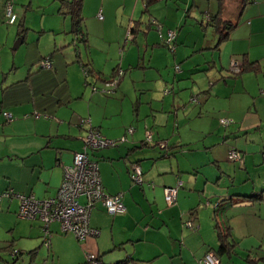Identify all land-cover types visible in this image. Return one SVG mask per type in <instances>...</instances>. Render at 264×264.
Listing matches in <instances>:
<instances>
[{"label":"crops","instance_id":"1","mask_svg":"<svg viewBox=\"0 0 264 264\" xmlns=\"http://www.w3.org/2000/svg\"><path fill=\"white\" fill-rule=\"evenodd\" d=\"M82 15L88 16L82 69L98 83L123 69L115 94L92 90L88 78L84 86L76 85L63 49L70 38L61 47L56 38L52 51L61 49L59 67L65 70L71 102L48 117H34L31 103L12 105L5 108L13 115L7 122L1 113L2 89L35 71L43 55L40 50L28 55L27 74L10 84L5 71L10 56L0 58V260L9 255L12 264L23 259L89 264L90 252L104 264H198L205 253L216 251L220 264H264V0L244 7L239 0H225L223 20L235 26L219 46L218 32L211 40L196 29L191 32L174 4H154L145 12L142 0H84ZM150 17L177 30L174 50L153 28L146 32ZM66 24L58 32L73 34ZM135 24L136 33L129 37ZM13 60L11 68H17L15 54ZM223 118L231 123L223 125ZM90 127L110 140L127 137L90 154L105 191L122 193L127 212L113 215L96 203L90 225L100 233L85 241L63 233L54 222L47 252L40 240L42 223L20 218L18 198L4 194L55 197L63 169L84 150ZM148 134L151 140L145 142ZM232 149L236 161L228 158ZM135 163L143 170L142 185L131 178ZM180 181L176 202L168 206L165 190ZM219 228L229 230L227 249L221 252Z\"/></svg>","mask_w":264,"mask_h":264},{"label":"built area","instance_id":"2","mask_svg":"<svg viewBox=\"0 0 264 264\" xmlns=\"http://www.w3.org/2000/svg\"><path fill=\"white\" fill-rule=\"evenodd\" d=\"M7 15L10 17V23H14L16 15L12 12V4L7 5ZM103 18L102 14H99ZM160 30V29H159ZM162 36L161 31L159 32ZM176 39L174 30L167 31L166 44L172 45ZM48 66V64H47ZM233 67H238V62L233 61ZM176 71H180V66L176 65ZM238 71V70H237ZM239 72V71H238ZM119 76L123 75V70H119ZM118 79L106 82V93L114 92L117 87ZM93 90H98L94 87ZM3 116L7 120L13 118L12 113L4 111ZM223 125L231 123L230 119H221ZM90 119H81V123H89ZM134 129L130 128L129 133H133ZM147 139L151 140V134L147 135ZM122 138L121 141H124ZM84 150L74 154L71 165L65 166L63 169V180L59 191L55 197L39 200L33 195H25L14 193L12 190L6 192L5 196H16L20 202L18 215L20 218L28 220H38L42 223V229L45 233L44 244L50 247L51 231L50 226L54 222L60 224L63 233H72L78 241H85L89 238L99 236L100 231L92 228L90 225V215L96 203L100 202L110 214H124L127 207L123 201V194H108L102 184L98 162L90 158V151L115 146L119 141L110 140L104 137L101 132L90 127L88 134L83 138ZM238 153L235 149L229 152V160H238ZM131 178L136 184H142L143 170L142 167L135 163L131 168ZM182 182H178L176 187H168L165 190V199L168 206L175 204L177 192ZM84 200L82 202L81 200ZM187 226L193 228L192 222H187ZM17 254V250H13ZM87 261L89 264H102L99 256L93 253H87ZM199 264H220V258L214 251H208L200 260Z\"/></svg>","mask_w":264,"mask_h":264},{"label":"rangeland","instance_id":"3","mask_svg":"<svg viewBox=\"0 0 264 264\" xmlns=\"http://www.w3.org/2000/svg\"><path fill=\"white\" fill-rule=\"evenodd\" d=\"M6 1L7 0H0V58L3 57L5 59V57L10 56L9 61L11 63L9 66L5 68L6 69L5 71L7 70L9 71L6 72L8 73V75L6 76L7 77L6 82L10 84L25 77V75L28 72V64H27L28 55L32 57L34 54H37V51L40 50L41 55L46 56L52 51V49H54V45H55L54 42L56 38L59 42L60 45L59 47H61L63 42H65L66 38H70V40H68L67 43L63 44L64 54L68 57V59L72 63V65L69 67L70 68L69 72L70 74L72 72V75L74 72L76 78L73 80V82L76 85L80 84L81 82L82 86H84L86 83V75H85L86 73L84 69H82V63L84 62L82 57V51L86 52L88 48L85 47L80 37H76L75 34H70V33L66 34V32H61V33L58 32V28L60 29L63 23H65V21L67 23L66 25L68 29H71V24H72V18L69 14L63 15L62 13L59 12L61 1L60 0H10L14 5V12L17 14L19 18L17 23L14 25H10L8 23L7 18L3 12ZM167 3L170 5L174 4V8H176V6L180 7L182 16L184 17V21L185 19H188V26H186V28H190L189 25H192V28L194 29L191 32L194 33L196 30H198V32H201L203 35L205 34L206 37L209 38L210 40L215 37L214 27L208 25V27H206V29L204 30L202 29L200 22L208 23L211 16L218 13L219 4H220L219 0H178L174 2H172L171 0H167V1L160 0L157 1L155 5H166ZM153 5L151 7H153ZM86 17L84 21L88 19ZM21 20H23V23H20ZM21 24H24V28L27 29L24 32L23 36H20L18 33ZM181 26L184 27V24L182 23ZM73 35H75V40L73 39L74 38ZM23 37L25 38V42L20 44V46L15 49L16 42ZM47 47L48 48L51 47V49L49 48V50H47ZM14 54L16 55V61H17L15 64V66H17L16 69L14 67L13 69L11 68L13 66ZM72 60L75 62L73 63ZM37 63L38 66H35L33 70H36L39 66H41V62L38 61ZM175 68L176 65L173 66V69ZM88 82L92 90H93V85H96L100 88L99 93L105 96H111L110 94L114 93V92L111 93L104 92L103 89H106L105 84L103 83V81L102 83H98L93 75L88 76ZM29 114H25L24 116L28 115L26 117H29ZM24 116L22 115L21 118H24ZM87 134L88 133H86L85 135L87 136ZM91 152L93 151H90L89 153L91 154ZM81 201L84 202L83 199ZM44 238H45V233L42 231V235L40 237L41 244L43 247H45V250L48 252V249L44 244ZM2 258L3 260H0V264H12L13 262L12 257H10L9 255H2ZM29 263L30 262L28 259H23L20 261L19 264H29Z\"/></svg>","mask_w":264,"mask_h":264},{"label":"trees","instance_id":"4","mask_svg":"<svg viewBox=\"0 0 264 264\" xmlns=\"http://www.w3.org/2000/svg\"><path fill=\"white\" fill-rule=\"evenodd\" d=\"M60 1H61V4L59 7V12L62 13L63 15L69 14L72 18L71 33L75 34L76 37H80V39L82 41H86L87 40V31L83 27L84 26L83 22H84L85 18L82 15V6H83L84 0H60ZM157 1H160V0H142V2L144 4L145 12H148L149 7L152 6L153 4H155ZM164 1H167V0H164ZM251 1L252 0H239L242 7H244L246 4L250 3ZM9 2L12 4V2L10 0H7L5 5H4L3 11H4V14L7 18L8 23L10 25H14L17 23L19 18L17 16V14L14 12V5L12 4V12H13V14L16 15V20L14 23H10V17L7 15V5ZM219 3L220 4H219L218 13L212 15L211 18L209 19L208 23L201 22V26L204 29H206V27H208V25H210V26L214 27L215 32L219 33L218 46L223 41H226L229 38V33L231 32V30L235 26L234 23H232L231 21L223 20V13H224V9H225V0H219ZM100 19H102V18H100ZM20 23H23V20H21ZM142 23L144 24V22H142ZM145 24L147 27L146 32L149 29L153 28L155 31L158 32V36L161 39V42L164 46H167L171 50L175 49V44L177 43V38H178L177 30L165 28L164 24L162 22H160L158 19H156L155 17H150L149 20L147 22H145ZM20 26L21 27H20L18 33L20 36H23L24 32L27 29L24 28V24H21ZM168 30H174L176 32V39L173 41L172 45L165 43ZM128 31H129V33H128L129 37H134V35L136 33V24L130 25ZM160 31L162 33V36H160V34H159ZM62 56L63 55H62L61 49H59V48L55 49L54 51H52L49 54V56H46V57L43 56L42 58H39V62H41V66L38 69H36L35 71H32V72H28L27 76L24 79L14 83L8 87H4L2 89L1 113H3L4 111H7L5 109L7 107H10L12 105H16L19 103H23V102H28V103H31L34 106V109L36 110L34 112V114H32L34 117H39V116H41V114L48 117V115L49 114L51 115V113L53 111H55L58 107L70 103L72 98H71V94L69 91V86H68L65 70L62 72L61 68L59 67V63L61 61L60 59L62 58ZM47 64H48V66H47ZM14 68L16 69V67H14ZM242 69H241V71H242ZM119 70H121V69H119ZM119 70H117L116 73L112 77L105 79L103 81V83L105 84L106 82L112 81L113 79L117 78L118 84H119L121 76H123V75L119 76V73H118ZM84 71L86 73L85 74L86 78H88V76L91 75V71L86 69V68H84ZM123 73H124V70H123ZM87 83H89V82L87 81ZM118 84H117V86H118ZM94 87H97L98 89H100L96 85H93V88ZM26 116H28V115H26ZM11 120L6 119L7 122H9ZM130 128H132V127H130ZM129 129L127 130V133L132 134V133H129ZM123 138H125L124 141H121L122 138L117 140V141H119V143H117V145L122 144V143L127 141L126 136ZM149 141L150 140L146 139L145 142H149ZM117 145H115V146H117ZM110 147H114V146H110ZM95 151H97V150H95ZM143 181H144V179H143ZM142 184H138V185H142ZM254 198L259 199L260 197L257 196ZM228 232H229V230L228 231L222 230V229L220 230V228H219V238L222 241L220 252L227 249L228 244L226 241H227V237H228ZM214 252L217 254L216 251H214ZM129 263H130V260H123L117 264H129ZM102 264H104L103 261H102Z\"/></svg>","mask_w":264,"mask_h":264},{"label":"water","instance_id":"5","mask_svg":"<svg viewBox=\"0 0 264 264\" xmlns=\"http://www.w3.org/2000/svg\"><path fill=\"white\" fill-rule=\"evenodd\" d=\"M22 43V38L19 39L16 44H15V49L18 48L20 46V44Z\"/></svg>","mask_w":264,"mask_h":264}]
</instances>
